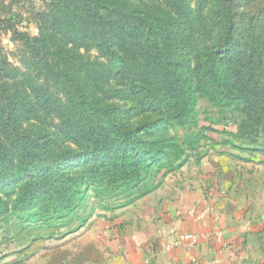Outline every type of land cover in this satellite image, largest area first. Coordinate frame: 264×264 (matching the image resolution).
Listing matches in <instances>:
<instances>
[{
    "label": "trees",
    "instance_id": "obj_1",
    "mask_svg": "<svg viewBox=\"0 0 264 264\" xmlns=\"http://www.w3.org/2000/svg\"><path fill=\"white\" fill-rule=\"evenodd\" d=\"M176 2L166 0V9L142 13L128 0H82L79 39L95 40L115 72L131 78L132 90L145 99L143 111H167L153 123L131 127L113 107L94 105L84 116L61 117L59 131L74 148L57 136H32L15 128L13 106L0 107V183L14 185L7 195L17 188L10 215L0 196V215L15 213L20 223L44 220L52 226L54 218L82 204L89 188L106 198L108 210L151 193L166 173L194 155L189 150L199 148L198 132L181 141L160 135L173 124L190 127L201 97L238 112L234 135L257 142L264 133V4L214 0L205 11H190ZM64 31L62 25L58 34ZM46 70L53 80L73 83L70 69L49 63ZM33 90L39 102L51 100L43 88Z\"/></svg>",
    "mask_w": 264,
    "mask_h": 264
},
{
    "label": "rangeland",
    "instance_id": "obj_2",
    "mask_svg": "<svg viewBox=\"0 0 264 264\" xmlns=\"http://www.w3.org/2000/svg\"><path fill=\"white\" fill-rule=\"evenodd\" d=\"M128 1L140 6L141 12L158 7L166 9V0ZM213 1L177 0L190 11L200 7L205 11L213 6ZM81 2L0 0V107L10 110L13 106L15 128L32 136H57L62 143L72 147L75 145L71 140L59 131L61 117L69 116L71 120L84 116L94 105L113 107L117 108L119 120L126 127H131L142 122L153 123L167 111L164 107L143 111L145 99L132 90L131 78L115 72L95 40L79 39L75 31L84 15ZM260 2L264 4V0ZM62 25L68 31L58 34ZM49 63L56 69H70L75 83L68 84L48 77L46 65ZM38 87L48 91L51 100L45 104L39 102L33 90ZM194 114L190 127L173 124L167 126L160 137L170 135L181 141L186 134L198 132L199 148L188 151L194 154L191 156L193 160L205 157L214 145L226 150L224 160L220 162L225 171L217 174L215 187L242 197L246 203H252L251 200L258 195L264 200V181H261L264 177V133L254 145L239 139L234 135L237 132L235 122L240 118L238 112L218 107L205 97L197 100ZM251 147L263 149H249ZM162 172L156 180H160ZM13 186L8 182L0 183V196L8 202L9 215L13 213L12 201L17 188L10 195L6 191H11ZM84 197L82 204L67 216L54 218L52 226L44 220L20 223L15 213L10 217L0 215V264L17 261H29L31 264H100L103 255L93 253L92 242L87 243L93 239L90 231L93 227L124 228L122 221H116V212L128 205L114 210L104 209L106 198L96 197L91 188L84 192ZM120 203H124V199L117 204ZM260 207H264V203ZM83 229L84 233H79ZM96 234L100 242L108 239L104 232Z\"/></svg>",
    "mask_w": 264,
    "mask_h": 264
},
{
    "label": "crops",
    "instance_id": "obj_3",
    "mask_svg": "<svg viewBox=\"0 0 264 264\" xmlns=\"http://www.w3.org/2000/svg\"><path fill=\"white\" fill-rule=\"evenodd\" d=\"M225 153L214 145L205 157L190 158L167 173L154 191L116 212L124 228L93 227L87 243L92 242L93 253L103 255L100 264H264V200L258 195L246 203L215 187L217 174L225 171L220 165ZM183 231L200 233V246L162 250ZM217 231L221 236L214 235ZM100 232L108 239L98 241Z\"/></svg>",
    "mask_w": 264,
    "mask_h": 264
},
{
    "label": "built area",
    "instance_id": "obj_4",
    "mask_svg": "<svg viewBox=\"0 0 264 264\" xmlns=\"http://www.w3.org/2000/svg\"><path fill=\"white\" fill-rule=\"evenodd\" d=\"M209 210V208L207 209ZM214 235L221 236L219 231L214 232ZM202 235L198 232L192 231H183L176 233V235L172 238L167 240L163 246L162 250L170 251L172 249L178 248L183 246L188 251H192L200 246Z\"/></svg>",
    "mask_w": 264,
    "mask_h": 264
}]
</instances>
